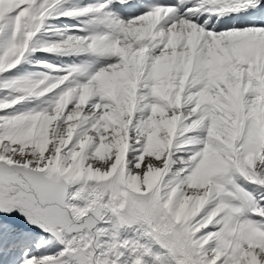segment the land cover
<instances>
[{
    "label": "snow or ice",
    "instance_id": "6c2138e0",
    "mask_svg": "<svg viewBox=\"0 0 264 264\" xmlns=\"http://www.w3.org/2000/svg\"><path fill=\"white\" fill-rule=\"evenodd\" d=\"M0 264H264V0H0Z\"/></svg>",
    "mask_w": 264,
    "mask_h": 264
}]
</instances>
